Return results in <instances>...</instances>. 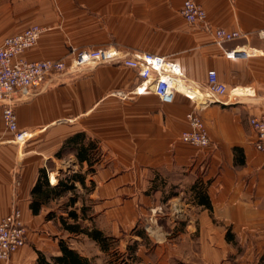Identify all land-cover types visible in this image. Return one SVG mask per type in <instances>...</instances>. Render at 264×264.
<instances>
[{
  "label": "crops",
  "instance_id": "0c3cea01",
  "mask_svg": "<svg viewBox=\"0 0 264 264\" xmlns=\"http://www.w3.org/2000/svg\"><path fill=\"white\" fill-rule=\"evenodd\" d=\"M181 2L0 0V43L29 25L42 28L36 44L21 54L27 60L112 46L163 56L196 84L213 69L225 87L239 92L206 106L196 107L181 94L162 103L150 91L132 95L135 73L110 64L62 75L15 103L17 129L32 135L12 141L0 116V220L17 208L26 239L0 264H33L37 252L45 258L59 254L62 229L49 205L60 209V199L69 195L49 199L34 214L30 190L39 169L49 186L59 179L53 173L65 175V161L69 174L86 171L73 150L56 155L77 133L94 146V172L85 178L93 184L86 194L92 227L118 243L126 257L120 264H264V153L254 149L248 122L264 114V37L256 35L264 30V0H195L205 10V24L187 23ZM215 28L242 36L218 45ZM235 48L247 55L227 58L225 52ZM194 110L208 147L179 138L188 127L185 114ZM85 219L79 214L77 221ZM64 243L93 264L103 252L81 232H69L70 245Z\"/></svg>",
  "mask_w": 264,
  "mask_h": 264
},
{
  "label": "built area",
  "instance_id": "2783aa9c",
  "mask_svg": "<svg viewBox=\"0 0 264 264\" xmlns=\"http://www.w3.org/2000/svg\"><path fill=\"white\" fill-rule=\"evenodd\" d=\"M180 14L189 24L206 22L205 10L195 0H182ZM42 28L38 25H29L23 31L4 38L0 43V116L4 129L12 134V141L23 142L32 133L21 131L16 127V116L13 105L40 94L51 87L54 80L68 73H84L96 65H115L131 69L137 77V85L130 92L134 96L150 91L160 102L169 103L177 92L175 85L185 83L194 84L199 89L196 97L186 94L182 96L192 100L196 107L206 106L216 101L217 97L226 93L233 97L232 89L225 87L211 69L206 73L204 85L196 84L181 72L180 68L165 57L146 52L119 50L110 47H95L93 49L70 50L65 58L56 60L38 59L30 61L21 57L24 50L34 46ZM239 31H228L215 28L212 37L216 44L221 45L241 37ZM264 37V33H261ZM242 49H231L225 52L227 58L233 59L246 56ZM187 129L180 133L179 138L183 143L194 147L210 146L204 123L199 114L194 111L185 114ZM249 125L256 136L253 143L255 150L264 153V114L248 118ZM26 230L21 220L19 210L13 209L0 220V260L9 262L10 256L18 248L25 245Z\"/></svg>",
  "mask_w": 264,
  "mask_h": 264
},
{
  "label": "trees",
  "instance_id": "16d2710c",
  "mask_svg": "<svg viewBox=\"0 0 264 264\" xmlns=\"http://www.w3.org/2000/svg\"><path fill=\"white\" fill-rule=\"evenodd\" d=\"M65 148L74 151V156H76L78 164H81L82 162L87 163L88 167L85 169L86 171L83 173L79 170L71 172V174L67 176L65 175L64 178H59L54 186H49L45 169H39L38 176L30 190L31 199L29 209L35 214L42 205L49 201V199L57 200L58 197L69 194V196H66L65 198L67 201L64 205L63 212L67 215L66 217H68V219L72 220V223L66 224L64 222V216L60 215V221L62 222L63 228L68 232H81L85 234L99 245L100 250L105 251L108 249L109 242L113 240V238L104 236L96 228L81 227L79 221H77L79 214H77L74 209L67 210V207H73L77 201V196L75 195L77 186L74 185V183L80 185L81 188H85L86 175L94 172L91 167V155L93 154L92 149L94 146L91 141H84L83 134L77 133L63 141L61 149L56 155L58 156ZM89 184L92 188L93 184L91 182H89ZM81 211L83 210L81 209ZM58 249V255L50 256L48 258H45L40 252H37L33 264H93L90 260L81 257L76 250L71 249L62 240L58 241Z\"/></svg>",
  "mask_w": 264,
  "mask_h": 264
},
{
  "label": "rangeland",
  "instance_id": "374dc122",
  "mask_svg": "<svg viewBox=\"0 0 264 264\" xmlns=\"http://www.w3.org/2000/svg\"><path fill=\"white\" fill-rule=\"evenodd\" d=\"M261 33H264V30H257L256 35H260L261 36ZM73 48H76V47H73ZM101 48H104V47H101ZM81 49L76 48L74 50H81ZM88 49H93V48H88ZM70 50H72V48ZM73 74H75V75H82L81 73H73ZM204 83H201V84L198 83V84L199 85H204ZM68 167H69V163L66 162V161L62 164V166H60V168H62V170H64V171L66 170L65 171V175L66 176L69 175V173H70L69 171H67V168ZM115 169L118 170V171H122V172L126 170L124 168H118V167L115 168ZM53 175L56 178H64V176H65L63 172L62 173H58V172L56 173L55 172V173H53ZM85 185H86L85 188H81L79 186L76 187L75 195L77 196L78 202L75 203L73 205V207H67V210H73V209H75L76 210V213H79V214H81L83 216V219L86 218L85 219L86 220L85 222L79 221L81 227L84 226V227H87V228L88 227L89 228H93L92 225L94 224V222L92 221V217L90 215V212H91V204L92 203H91L90 200H88L86 198V194L89 193V191L91 190V186H90V184H85ZM67 195H69V194H67ZM66 201L67 200L65 199V197H63V198L60 199V207H61V208L59 207L60 209H58L56 207V204L57 203H55V202L54 203H51L49 205V207L52 208L53 211L55 210V212L52 213V214H54V216L56 218L55 221H53V222L56 223V226L55 227L58 230H60V229L63 230V231L60 230L58 236H61V239L64 240V241H66L70 245V243H69V232L68 231H65V229L63 228L62 222L60 221V215H62V216H64V222L66 224L72 223V220L71 219H68V217H66L67 215L62 212L63 211V208L62 207L65 205ZM81 209L83 211H81ZM60 212H62V214H60ZM96 256L97 257L94 260L95 264H120V262L122 260H125V258H126V257H124L121 254L120 248L118 247V243L116 241H114V240H111L109 242V245H108V249L107 250L101 252L100 255H96ZM127 259H129V258H127ZM127 264H129V263H127Z\"/></svg>",
  "mask_w": 264,
  "mask_h": 264
},
{
  "label": "bare ground",
  "instance_id": "6f19581e",
  "mask_svg": "<svg viewBox=\"0 0 264 264\" xmlns=\"http://www.w3.org/2000/svg\"><path fill=\"white\" fill-rule=\"evenodd\" d=\"M175 88L177 90V92H179V95L181 94H186L188 96H191L192 98L196 97V93H199V89L195 87L194 84H190V85H186L184 82L183 83H179L175 85ZM232 94H236L238 95L239 92L233 91L231 92Z\"/></svg>",
  "mask_w": 264,
  "mask_h": 264
}]
</instances>
